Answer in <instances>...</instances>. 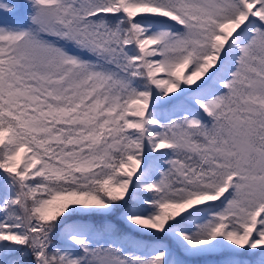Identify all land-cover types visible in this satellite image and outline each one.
I'll use <instances>...</instances> for the list:
<instances>
[{
    "label": "snow or ice",
    "instance_id": "6c2138e0",
    "mask_svg": "<svg viewBox=\"0 0 264 264\" xmlns=\"http://www.w3.org/2000/svg\"><path fill=\"white\" fill-rule=\"evenodd\" d=\"M0 264H264V0H0Z\"/></svg>",
    "mask_w": 264,
    "mask_h": 264
}]
</instances>
